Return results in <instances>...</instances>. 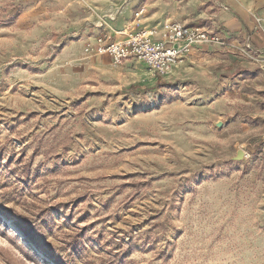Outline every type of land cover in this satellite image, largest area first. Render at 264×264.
Segmentation results:
<instances>
[{
  "label": "rangeland",
  "instance_id": "374dc122",
  "mask_svg": "<svg viewBox=\"0 0 264 264\" xmlns=\"http://www.w3.org/2000/svg\"><path fill=\"white\" fill-rule=\"evenodd\" d=\"M239 2L246 27L225 0H0V264H264V3ZM175 24L223 41L164 78L91 49Z\"/></svg>",
  "mask_w": 264,
  "mask_h": 264
},
{
  "label": "built area",
  "instance_id": "2783aa9c",
  "mask_svg": "<svg viewBox=\"0 0 264 264\" xmlns=\"http://www.w3.org/2000/svg\"><path fill=\"white\" fill-rule=\"evenodd\" d=\"M222 41L221 34H210L197 27L175 24L160 33L154 30L134 31L118 42L99 36L91 49L97 56L108 57L116 67L127 61H135L144 64L158 78H164L175 65L185 60L191 48Z\"/></svg>",
  "mask_w": 264,
  "mask_h": 264
},
{
  "label": "crops",
  "instance_id": "0c3cea01",
  "mask_svg": "<svg viewBox=\"0 0 264 264\" xmlns=\"http://www.w3.org/2000/svg\"><path fill=\"white\" fill-rule=\"evenodd\" d=\"M239 1H241V0H225L226 3L230 4V6H232V9L236 11V13H237V15L239 17L238 23L237 24L236 23L232 24L231 27H238V26L239 27H241V26L246 27L247 22L249 21L248 20V14H247V8L242 7L240 5V2ZM259 2L264 3V0H259ZM235 5L239 6L242 9V13L239 12L238 10H236ZM166 15H167L166 12L161 11L159 14H157V17L155 18V21L153 22V24L152 23H147V27L148 28H152L153 27L152 25H154L156 28H161L165 23L174 22L176 20V18H177V15L176 14L175 15H172V16L170 15L169 17H166ZM174 16H176V18ZM223 18L228 19V15H224ZM112 31H114V30H112ZM117 31H114V32H110L109 31V32L112 34V33H117ZM102 34H103L102 36H105V37L111 39L112 42H118V41L123 40V38H124V37H121V36L120 37H112V36H110V35H108L106 33H102ZM117 36H119V35H117ZM198 48H200V50H202L204 52H207L208 50L211 49L209 46H200ZM191 56H193L192 53H190L185 58V60L187 58L191 57ZM107 60L110 61V59L108 57H107ZM185 60H183L181 63L175 65L173 67V71H174V69L178 68V70H176V71H178V73H179V71H181V70H188V69H190L189 65L188 64L186 65V63H184ZM127 62L130 63V62H133V61H127ZM110 63H111V61H110ZM126 63H124V64H126ZM136 63H138V62H136ZM140 64H142V63H140Z\"/></svg>",
  "mask_w": 264,
  "mask_h": 264
},
{
  "label": "water",
  "instance_id": "95a60500",
  "mask_svg": "<svg viewBox=\"0 0 264 264\" xmlns=\"http://www.w3.org/2000/svg\"><path fill=\"white\" fill-rule=\"evenodd\" d=\"M243 158V153L241 151H239L235 157V161H239Z\"/></svg>",
  "mask_w": 264,
  "mask_h": 264
},
{
  "label": "bare ground",
  "instance_id": "6f19581e",
  "mask_svg": "<svg viewBox=\"0 0 264 264\" xmlns=\"http://www.w3.org/2000/svg\"><path fill=\"white\" fill-rule=\"evenodd\" d=\"M172 69H173V68H172ZM171 72H172V70H171ZM171 72H170V73H171Z\"/></svg>",
  "mask_w": 264,
  "mask_h": 264
}]
</instances>
